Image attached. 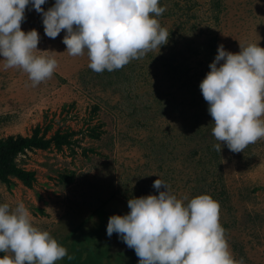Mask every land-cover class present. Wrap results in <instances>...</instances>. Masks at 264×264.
I'll return each mask as SVG.
<instances>
[{
  "label": "rangeland",
  "instance_id": "374dc122",
  "mask_svg": "<svg viewBox=\"0 0 264 264\" xmlns=\"http://www.w3.org/2000/svg\"><path fill=\"white\" fill-rule=\"evenodd\" d=\"M160 6L168 43L112 72L90 69L86 49L79 56L65 52L66 30L47 37L31 5L21 27L38 30V49L57 52L52 77L34 87L0 56V140L31 136L36 128L47 129L48 138L72 133L71 146L18 158L36 172L32 189L0 181V203L23 202L35 226L67 248L56 264H138L118 234L107 235V224L130 211L129 199L158 195L159 178L178 198L211 195L234 258L264 264V138L243 152L226 144L215 150L219 141L199 87L221 44L233 53L250 43L264 47V0H160Z\"/></svg>",
  "mask_w": 264,
  "mask_h": 264
},
{
  "label": "clouds",
  "instance_id": "9594fccd",
  "mask_svg": "<svg viewBox=\"0 0 264 264\" xmlns=\"http://www.w3.org/2000/svg\"><path fill=\"white\" fill-rule=\"evenodd\" d=\"M47 2L0 0V56L6 67L26 72L34 87L52 77L58 61L55 50L38 49V30H22L29 5L42 14L45 35L55 39L66 30L65 52L79 56L86 49L88 67L97 73L120 69L169 41L157 19L166 11L160 0H55L45 10ZM240 47L233 53L221 44L199 85L219 152L223 144L243 152L264 138V47ZM153 188L158 195L129 199L130 211L110 216L107 224V235L118 234L138 264H245L229 249L220 205L211 195L178 198L160 178ZM0 253V264H56L68 256L48 230L35 226L23 202L15 208L0 203Z\"/></svg>",
  "mask_w": 264,
  "mask_h": 264
},
{
  "label": "trees",
  "instance_id": "16d2710c",
  "mask_svg": "<svg viewBox=\"0 0 264 264\" xmlns=\"http://www.w3.org/2000/svg\"><path fill=\"white\" fill-rule=\"evenodd\" d=\"M47 129L36 128L31 136H10L0 140V181L9 189L20 181L27 188L32 189L37 182L35 171L27 170L18 164V158L29 151L49 150L52 146L61 150L64 146L72 145V133L56 132L47 137ZM65 184H70L71 178L63 177Z\"/></svg>",
  "mask_w": 264,
  "mask_h": 264
}]
</instances>
